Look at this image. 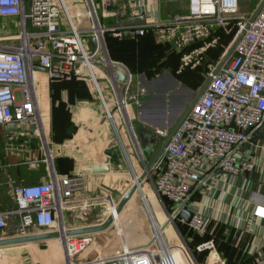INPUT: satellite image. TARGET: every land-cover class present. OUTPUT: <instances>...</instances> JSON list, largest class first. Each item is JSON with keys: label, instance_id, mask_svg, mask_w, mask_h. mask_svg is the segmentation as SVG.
Masks as SVG:
<instances>
[{"label": "built area", "instance_id": "2783aa9c", "mask_svg": "<svg viewBox=\"0 0 264 264\" xmlns=\"http://www.w3.org/2000/svg\"><path fill=\"white\" fill-rule=\"evenodd\" d=\"M117 1L99 0L97 7L90 3L91 15L97 20V25H100L98 11L103 17L114 11L110 14L118 15L114 22L123 18L118 12L124 7L112 9ZM238 1L189 0L185 13H175L168 19H159L155 13L148 16L150 19L142 26L115 29L100 25L98 37L92 35L97 38L98 50L104 47L103 31H112L120 38L141 36L146 30L154 29L157 43H169L181 49L200 42L198 47L183 53L179 72L187 66L197 65L201 55L217 44L219 38L211 37L215 28L230 34L233 23L234 33L220 53L218 62L210 67L209 76L242 34L230 57L212 76L204 93L147 175L152 190L149 199L155 197L164 207L165 203L173 206L171 210L166 209L164 223L169 222L168 226L175 230L176 238L182 241L180 245L171 246L164 237L163 243L158 238L155 240L157 249L146 246L153 236L157 237L152 223V238L147 241L140 238L138 243H131L123 233L118 232L121 243L115 245L109 255L74 247L72 251L68 245L73 243V239L69 238L66 247H63L64 252L67 251L65 264H184V260L185 264H194V254L202 252L205 253L204 264H226L212 239L198 243L192 250L179 231L178 224L185 222L178 219V214L182 208L191 210L189 203L192 197L206 188L213 173L220 171L225 175H240L251 172L254 167L251 160L239 159L234 150L250 138L264 119V5L250 21L262 0L255 1L249 15L239 13ZM63 13L68 22L66 29L60 26ZM8 16L19 17L20 35L15 44L0 42V126L29 124L41 133L43 118L37 88L45 80L50 84L83 76V68H88V53L82 39L86 35L73 25L63 0H0V17ZM40 41L42 44L36 46ZM88 47L91 50V46ZM34 64L46 68V79L35 77ZM110 65L115 84L117 77L112 69L118 66L123 70L127 77L126 89L130 80L128 70L121 64ZM93 80L102 97L97 82ZM140 89L144 91L143 87ZM116 95L120 109L124 111L128 101L122 100L118 92ZM134 100L139 102L138 98ZM106 112L113 123L110 111L106 109ZM115 132L118 133L117 130ZM156 133L162 138L168 135L163 130H156ZM132 176L134 180L138 177L134 173ZM92 182L93 178L84 173L57 175L53 172L48 181L13 186L15 207L12 211L0 213V230L6 228L8 216L18 219L16 235L28 234L30 228L37 232L57 229L59 220L63 221L64 228L76 227L87 224L97 208L100 211L96 223H101L114 210L117 200L110 191L98 189L95 193L90 190ZM255 215L264 219V204L257 206ZM152 217L159 229L164 223L160 222L157 213ZM207 223L206 216L193 212L190 221L185 224L196 234L203 235ZM9 247H0V264H10V256L6 254ZM176 247L182 250V261L175 253Z\"/></svg>", "mask_w": 264, "mask_h": 264}, {"label": "crops", "instance_id": "0c3cea01", "mask_svg": "<svg viewBox=\"0 0 264 264\" xmlns=\"http://www.w3.org/2000/svg\"><path fill=\"white\" fill-rule=\"evenodd\" d=\"M63 1L77 28L83 35H87L94 20L90 3L97 7L99 0ZM125 1L128 6L123 18L144 15L145 22L150 19L148 16H154L155 13L159 19H168L175 13L186 11L185 8L180 12L168 13L162 7L163 0ZM60 26L62 29L68 28L63 15ZM19 35V17H0V42L15 44L19 40ZM97 65L94 75L102 97L97 94L94 77L90 79L84 73L79 78H82L86 84L85 95H78L73 88L59 91V97L68 109L73 124L69 128L71 136L67 137L63 134L61 136L63 138L55 137L61 132L57 135L59 124L52 122V109L56 102L51 100L49 84L46 81L45 84L43 82L39 85L42 91L41 108L44 110L41 133L35 126L29 124L0 126V213L12 211L15 207L12 196L13 186L48 181L53 172L57 175L87 174L93 178L90 190L95 193L98 189L107 190L117 199V195L123 194L132 185L128 183L130 173L137 176L142 174L156 151L148 154L143 150L139 134L156 133V130L169 133L168 130L172 129L175 121L180 118L182 112L177 113L173 121L166 120L161 125L152 124L154 118L161 113L160 107L154 104L156 96L161 98V103H164L162 102L164 97H169L167 91L172 85L170 82L167 84V81L170 79L160 77L168 73H163L160 78L152 81L139 77L138 85L145 88L146 94L138 97V103L131 99L122 111L115 93L116 88L120 90V85L115 84L110 69L107 70L100 62ZM34 73L37 79L41 77L42 80L46 79L44 71L35 69ZM163 80H167L166 83H163ZM105 109L111 111L115 126L119 128V132L117 131L118 133L113 136ZM234 154L239 159L251 160L254 164L253 170L240 175H225L220 171L213 173L206 188L192 197L189 209L207 217L206 229L210 225L211 232L217 226L224 229L225 241L228 240L233 244L237 249L235 254L238 256L230 263L225 261L226 264H264V219L255 215L257 206L264 204V119L250 138L235 148ZM94 165H107L109 171L94 174L92 173ZM154 211L157 213L156 210ZM158 218L161 219L160 216ZM96 219L89 222L88 218L87 222L93 224L96 223ZM17 230V217L8 216L6 228L0 230V237L15 235ZM34 232L37 230L29 229V233ZM164 237L168 241L175 240V230L171 227L167 228ZM145 239L149 240L150 236ZM222 240L224 241V238ZM54 242L55 240H49L16 245L9 247L6 254L10 256V264L23 262L61 264V260L56 256L58 253L55 254L49 248ZM44 246L47 247L43 248ZM219 253L223 258V253L221 251ZM194 255L196 260L194 264H204L198 259L197 253ZM48 256H51V259H48Z\"/></svg>", "mask_w": 264, "mask_h": 264}, {"label": "rangeland", "instance_id": "374dc122", "mask_svg": "<svg viewBox=\"0 0 264 264\" xmlns=\"http://www.w3.org/2000/svg\"><path fill=\"white\" fill-rule=\"evenodd\" d=\"M255 1L256 0H239L238 1L239 13L244 14V15H249L255 7V5H254ZM184 3H185V6H184ZM162 4H163L162 7L165 8L168 13L173 12V11L180 12L182 10H185V8H186V11H188V8H189V0H163ZM120 6L124 7V9L118 13H120L122 16H124L126 6H128V3H126L125 0H123V1L118 0L117 3L115 4V6L112 7V9L117 10ZM113 13H115V12L113 11L112 13L111 12L107 13L109 15L103 17L100 15L99 11L97 12L98 17H99V24L102 25L101 27H103V26L105 27L107 23H113L114 22L115 18H117L118 15H117V17H115L114 15H110ZM171 14H173V13H171ZM69 16L71 17L73 25L76 26V23L74 22L73 17L70 14H69ZM164 16L167 17V15H164ZM63 17L67 21V17L64 13H63ZM102 20H103V22L105 20V24L102 23ZM96 23H98V22L96 19H94L92 21V23L90 24V27H89L90 29H89V31H87L88 33L86 36L90 37L91 35H96L98 37V32H97V30L94 31V29L95 28L101 29V27H100V25L97 27ZM105 32L106 31H103V34H102L104 47L101 46L100 49L98 50V52L94 53V55H92V51L88 47L89 38H87L86 36H82L83 44L85 45V48H86L87 53H88L87 56H88V58L93 60L94 71L96 70V67H98V65H97L98 62H100V64H102V65L104 64L106 66V69L107 70L110 69V71H111L112 66L110 65V62L107 63L105 61L108 59L112 60V57H111V55H109L106 44H105V38H104ZM107 32H111L112 37L118 39V36H115L114 32H112V31H107ZM120 53L123 57H125V59H127V58L132 59L131 52H127L126 50L121 49ZM99 56H102V59H99ZM118 58H120V54H119ZM118 60H120V62L123 61L122 59H118ZM116 61H114V62H116ZM118 64H120V63H118ZM121 64H123V63L121 62ZM151 65L154 66L155 64L151 63ZM124 67L128 70V72L130 74L129 84L123 92L118 91V89H117V92L119 95H121L122 100L124 99L125 101L127 100L128 102L130 101L128 97L131 94H133L132 97H134V99L138 98L139 96L140 97L145 96V94H146L145 88L143 91L142 89H140L141 87L138 85L139 79L142 78L141 75H144V77L146 78L147 81H149V80L152 81V80H154L152 78L158 79L160 77H161V79H167V80L170 79L169 81H167V80L162 81L163 83H166V81H167L168 82L167 84H169V82H170V84L172 85L171 89L169 91H167L168 92L167 95H169V97H164V101H162L165 104L161 103V98L159 96H156V99L154 101L155 102L154 104L158 105V107H160V112H161V113H159L160 115H157V117L154 118L153 123H152L154 125H161V124H163L162 122L166 121V120L168 122L173 121V119L175 118L177 113H181V112L183 113L185 111V109L187 108V106L192 101L194 95L197 93V91L200 89V87L203 85V83L205 81V79L203 80L204 76H201V72H199L198 74L195 73V74H193L187 78L179 80L178 78L172 77V75L170 73L164 74V75H161L160 77H158L161 74V72H159L157 75L151 77V75L148 72H146V73H139V72L133 73L134 72L133 70L128 69V67H126V66H124ZM82 73H84L88 78L92 79V77H91L92 74L89 72L88 68L84 67ZM200 77H202V79L199 82ZM202 80H203V82H202ZM44 84H45V82H44ZM37 94H38V104L40 107V111H41V113H44V110L41 108V106H42V99H41L42 91H41L40 87L37 88ZM163 104H164V106H163ZM105 114L107 116L106 109H105ZM110 114H111V111H110ZM181 114H180V116H181ZM111 116H112V114H111ZM107 121H108L111 129L113 130V132H112V136H113V134L116 133L115 131L117 128L114 125V121H113V123L109 119ZM176 121H175V123H176ZM129 129H130V127H129ZM117 131L119 132V128L117 129ZM168 131L170 132L171 129H169ZM58 133L59 132L57 131V135H58ZM129 177H130V180L128 183L131 185L134 183V181H133L134 178L132 176V173H130ZM145 179L146 180L141 183L140 189L137 190V192L134 194V196L129 201L127 206L123 209L121 218L118 220L119 221L118 223H114V225H112L108 230L101 232V233L93 234L90 236H82V237L72 238L73 239L72 244H73L74 249L87 250V252L91 251V250H96L95 253L100 252L102 255H104V254L109 255L111 253L113 247L115 245H119L121 243L120 238L117 237V234H119L118 233L119 228L128 232L129 237H127V239L129 238V241L131 243H138L139 240H137V238H135L138 236H134L137 233H141V235L138 238L144 237V239H143L144 241H146L145 238L147 236L151 237L153 234L152 233L153 232L152 220L150 218V214L147 210V207L145 206V204L142 201V196L144 195L145 198L147 199V204H148V208H149L151 215L154 216V214H155L154 210H156L158 215H160L161 221H162V222L160 221L161 223H164V221H165L166 209L171 210L173 208V206L170 205L169 203H165V207H164L161 204V202L159 200H157L156 198L151 197L149 199V195H151V193L148 192V189L151 188V186H150L149 182L147 181V176ZM121 196H122V194L117 195L116 200L118 201ZM99 211H100V209L97 208V210L92 213V215L89 217V222H93L96 218H98V215H99L98 212ZM66 217H67V215H66ZM155 218H156V216H155ZM87 224H89V223H87ZM137 229H139V230L137 231ZM166 229H164V231H166ZM162 234L164 235V232H162ZM175 240L178 241L177 246H179L180 245L179 243L182 242L179 237L175 238ZM46 247L47 246H44L43 248H46ZM157 247L158 246H157L156 241H154L150 246V248L154 249V250L157 249ZM49 248L52 249V251L55 252V254L58 253V255H56V256H58L59 259L61 260V262H62L61 264H65V257H66L65 254L67 253V251L65 250L66 252H64L63 246L60 243H56V245H55V242H54V243H52V245L49 246ZM176 250L178 253L182 251V250L180 251L178 248ZM192 250H195V249L193 248ZM48 259H51V256H48ZM180 259L181 260L184 259L183 256ZM5 262H6V260H5ZM184 264H185V260H184Z\"/></svg>", "mask_w": 264, "mask_h": 264}, {"label": "trees", "instance_id": "16d2710c", "mask_svg": "<svg viewBox=\"0 0 264 264\" xmlns=\"http://www.w3.org/2000/svg\"><path fill=\"white\" fill-rule=\"evenodd\" d=\"M186 12V11H185ZM183 12V13H185ZM102 23L105 24V20ZM108 24V23H107ZM233 27L232 32L230 34H226L222 29L215 28L214 34L211 35L217 36L218 42L213 47L207 49L200 58V61L194 67L187 66L182 68L181 71L178 72L179 66L181 64V57L183 53L189 52L194 48L200 45V42H196L191 44L190 46L186 47L185 49H181L173 44L169 43H157L154 39V29H148L144 32L143 35L137 37H129L123 36L120 38L112 37L111 32H105V44L108 50L109 55L112 57V62L116 61L115 63L121 62L128 69L133 70V73H146L148 72L151 77L157 75L159 72L163 73H170L172 77L178 78L182 80L187 78L193 74H198L201 72V76H204L203 80L208 77V73L210 71V67L215 65L218 60L220 53L222 52L224 46L228 43L231 39L232 34L234 33V25L231 23ZM121 49L126 50L127 52H131L132 59L123 57L121 55ZM120 54V58L119 57ZM115 60H114V59ZM122 59L123 61L120 62ZM127 62V63H126ZM151 63L155 65L152 66ZM160 74V75H161ZM159 75V76H160ZM143 78L144 75H141ZM140 76V77H141ZM158 76V77H159ZM146 79V78H145ZM155 79V78H152ZM202 77L199 78V82L201 81ZM202 80V82H203ZM201 82V83H202ZM70 89L73 88L75 93L78 95H85L86 94V84L82 78L73 77L70 80L64 81H55L49 84L50 89V97L53 102H56L55 107L52 109V122L55 121L53 124L58 123L59 125V136H55L63 138L61 136H71V132H69V128L73 125L70 119V114L68 109L66 108L65 104L62 102L61 98L59 97V91L61 89ZM63 132V133H62ZM178 228L180 233L182 234L183 238L187 241L191 247L194 248L195 245L198 243L212 239L215 242L218 251H221L222 256L225 261L228 263L231 262L232 259H236L238 256L236 250L233 247V244L230 243L228 240L225 241V237H223V228H219L218 226L210 231L209 228L206 229V232L203 235H198L193 232L185 223H179ZM224 238V241L222 240ZM223 244H221V243ZM197 257L200 262H204L205 253H197ZM240 257V256H239Z\"/></svg>", "mask_w": 264, "mask_h": 264}, {"label": "water", "instance_id": "95a60500", "mask_svg": "<svg viewBox=\"0 0 264 264\" xmlns=\"http://www.w3.org/2000/svg\"><path fill=\"white\" fill-rule=\"evenodd\" d=\"M264 5V0L260 2L256 10L254 11L251 20L252 21L259 11L261 10L262 6ZM145 24V16L144 15H137V16H129L124 17L120 19L117 22L108 23L106 24V28H124V27H130V26H142ZM99 32V29H94V31ZM240 36L235 40V42L232 44V46L229 48L227 53L224 55V57L219 61V63L215 66L211 74L206 78L203 85L200 87V89L197 91V93L194 95L192 101L187 106L185 111L182 113L178 121L175 123L171 131L168 133V135L161 139V136H158L154 132H141L139 134V140L141 142V145L143 147V150H145L148 154H150L151 151H155L153 156L151 157L150 161L146 165V169L143 171L142 174H140L137 177V180L122 194L120 199L116 202V205L114 206L113 213L109 214L104 221L101 223L96 224H83L76 227H63V221H58L57 229L48 230V231H41V232H34V233H28L25 235H11L6 237H0V247H9V246H16V245H24L29 243H35V242H41V241H49V240H59L60 244L65 248L66 247V240L73 237H79V236H85V235H93L97 233L104 232L108 230L116 220L115 214H120L123 209L126 207V205L129 203V201L132 199L134 194L137 192L138 186L141 185L142 182L145 181L146 176L148 175V172L150 168L153 166L155 161L159 158V156L163 153L167 143L175 133V131L178 129L182 121L185 119V117L188 115L194 104L197 102V100L202 96L205 89L209 85L212 76L215 75L218 70L222 67V65L227 61V59L230 57V55L233 52V49L240 39ZM89 43L91 46V51L96 52L98 50V41L96 36H92L89 39ZM42 42H38L36 46L41 45ZM100 59H102V56H99ZM109 62L110 59H108ZM111 64H114L115 66L119 65L118 63L111 62ZM32 69H37L40 71L46 72V68L41 67L39 65H33ZM114 74L117 77V83L120 90L125 89V84L127 82V77L122 69L116 68L112 69ZM118 89V91H120ZM116 140L113 141L115 143ZM109 171V167L107 165H94L92 166V173L94 174H100V173H107ZM148 192H152L151 188L148 189ZM184 204L180 205L183 206ZM193 212L191 210L182 208L181 211L178 214V219L183 220L185 223H188L191 219ZM169 222L164 223L162 226H159L160 232H163V230L168 226ZM157 239L156 236H153L152 240L146 245H151L155 240Z\"/></svg>", "mask_w": 264, "mask_h": 264}, {"label": "bare ground", "instance_id": "6f19581e", "mask_svg": "<svg viewBox=\"0 0 264 264\" xmlns=\"http://www.w3.org/2000/svg\"><path fill=\"white\" fill-rule=\"evenodd\" d=\"M99 25H97V27H98ZM87 59H88V69H89V72L92 74V76L94 77V79H95V75H94V69H93V67H94V65H93V60H91L90 58H88L87 57ZM107 63H109V60H105ZM111 61V60H110ZM112 62V61H111ZM110 62V63H111ZM35 75V74H34ZM36 77V76H35ZM96 80V79H95ZM100 90V89H99ZM101 92V91H100ZM116 93H117V88H116ZM102 96V95H101ZM118 98V97H117ZM109 115H111L110 113H109ZM109 117V116H108ZM136 180H137V178H136ZM134 182H135V180H133ZM140 189V185L138 186V189L137 190H139ZM142 201H143V203L145 204V206L147 207V210H148V212H149V214H150V217L152 218L151 220H152V223H153V225H154V228H155V231H156V235H157V238H158V240H159V242H161V243H163L165 240H164V236L162 235V232H160V230L158 229V227H157V225L155 224V222L153 221V217H152V215H151V213H150V211H149V208H148V204H147V199L145 198V196L143 195L142 196ZM127 206V205H126ZM113 209L111 210V212H110V214L111 213H113ZM121 215H122V212L120 213V214H115V217H116V220H115V223H118L119 221V219L121 218ZM158 216H160V215H158ZM160 221H161V219H159ZM162 222V221H161ZM168 228H169V226H167ZM166 227V228H167ZM165 228V229H166ZM139 229H137V231H138ZM118 232L119 233H123V235L125 236V237H129V235H128V232H126V231H124V230H122L121 228H119L118 229ZM137 233V232H136ZM141 235V233H137V234H135L134 236H140ZM133 237V236H132ZM138 237H135V238H137V239H139L140 240V238H138ZM129 239V238H128ZM144 239V237H141V241ZM169 241H170V243H171V246H177L178 245V241H176V240H172V239H169ZM69 242V240L67 241V243ZM56 243H60V241L59 240H55V245H56ZM68 247H69V249L70 250H72L73 249V246H72V244L70 243L69 245H68ZM68 249V248H67ZM68 249V250H69ZM175 249V248H174ZM176 249H177V247H176ZM175 249V253H176V255H177V257L179 258H181L182 257V253L181 252H177V250ZM82 251V250H81ZM179 258V260H181ZM182 261V260H181Z\"/></svg>", "mask_w": 264, "mask_h": 264}]
</instances>
